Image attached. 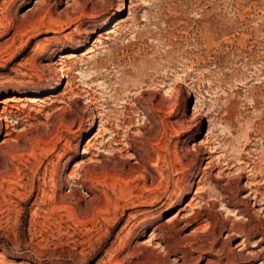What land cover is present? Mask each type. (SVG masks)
<instances>
[{
    "label": "rangeland",
    "instance_id": "374dc122",
    "mask_svg": "<svg viewBox=\"0 0 264 264\" xmlns=\"http://www.w3.org/2000/svg\"><path fill=\"white\" fill-rule=\"evenodd\" d=\"M9 95L0 264H264V0H0Z\"/></svg>",
    "mask_w": 264,
    "mask_h": 264
},
{
    "label": "bare ground",
    "instance_id": "6f19581e",
    "mask_svg": "<svg viewBox=\"0 0 264 264\" xmlns=\"http://www.w3.org/2000/svg\"><path fill=\"white\" fill-rule=\"evenodd\" d=\"M90 33H91V30H89V29H81L76 34L67 36L66 39H67V42L68 43L74 44L77 41H79V39H78L79 37H83L84 35L85 36L86 35H89ZM60 67H62V66H60ZM42 82H44V79L41 76H39L38 78L30 77V78H28L26 80V82L24 83L23 86L21 85V87L18 86V87L12 88V90H11L10 93H14V91H22L23 93L29 94L32 91L33 88L38 87V86H42V84H41ZM27 100L32 101V99L29 98V96H27ZM12 101H19V98L17 96H15V95H9L8 98H6L5 100H1L0 101V103H3L4 104V106L2 107V110L0 112V127L4 128V134H3V136L5 137V141L4 142H9V140L11 139V137L13 135L14 128H16L15 125H17L19 123V122H15L14 123V120H11L12 117H13L12 116L13 113H12V111H9L8 110V107H14V105H11L10 104ZM210 151H212V150H210ZM179 195H181V194H179ZM260 241H263V238L260 239Z\"/></svg>",
    "mask_w": 264,
    "mask_h": 264
}]
</instances>
